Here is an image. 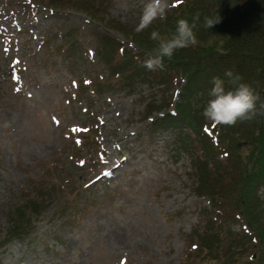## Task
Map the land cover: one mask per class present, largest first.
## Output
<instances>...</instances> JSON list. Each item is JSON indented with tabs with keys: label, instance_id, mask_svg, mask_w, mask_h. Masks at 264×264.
<instances>
[{
	"label": "rangeland",
	"instance_id": "rangeland-1",
	"mask_svg": "<svg viewBox=\"0 0 264 264\" xmlns=\"http://www.w3.org/2000/svg\"><path fill=\"white\" fill-rule=\"evenodd\" d=\"M85 1L97 19L74 0H0V239L20 203L39 187L50 195L35 214V242L5 243L0 264H184L187 240L213 209L181 123L154 124L176 107L184 80L86 86L107 73L100 38L114 34L136 50L119 28L137 30L147 0ZM67 194L79 207L74 220L54 213ZM257 210L264 220V200ZM225 223L243 229L230 213ZM211 249L204 264H218Z\"/></svg>",
	"mask_w": 264,
	"mask_h": 264
},
{
	"label": "trees",
	"instance_id": "trees-1",
	"mask_svg": "<svg viewBox=\"0 0 264 264\" xmlns=\"http://www.w3.org/2000/svg\"><path fill=\"white\" fill-rule=\"evenodd\" d=\"M168 2L166 19L157 18L141 31L119 28L127 41L137 46L136 50L123 46L114 34L100 38L97 51L106 63L107 73L85 85L98 93L105 81L114 79L141 77L167 82L180 75L184 83L176 107L162 112L154 124L162 121L181 123L178 136L184 148L196 146L199 151V185L204 188L201 194H208L213 209L191 241L187 240L185 256L188 258L184 264H201L202 261L204 264L207 248H214L209 251L219 253L218 264H264V220L260 219L257 210L259 202L264 200L258 193L261 185L264 186V114H258L252 120H238L233 125L211 120L206 123L207 118L203 115L212 78L219 76L227 82L225 72L228 70L234 76H240L241 82L254 87L260 95L258 113H264V108H260L264 103V0ZM73 8L87 9L93 18L99 17L85 0H74ZM197 15L200 23L195 46L176 50L171 60L164 59L163 69L148 70L143 66L148 53L157 46V41L151 39L153 31L170 35L175 31L177 20L186 18L191 22ZM217 15L221 18L220 23L211 28L203 26L205 17ZM152 109L161 107L150 108L149 113ZM182 125L193 130L197 138L185 132ZM61 188L66 190L64 184L60 187L54 183L52 187L56 192ZM49 196V191L39 187V191L13 210L12 224L7 235L0 239V247L16 238L29 244L35 242L32 235L35 214ZM78 208L74 195L67 194L59 201L54 213L74 220ZM229 213L241 220L243 229L226 226L225 217Z\"/></svg>",
	"mask_w": 264,
	"mask_h": 264
},
{
	"label": "clouds",
	"instance_id": "clouds-1",
	"mask_svg": "<svg viewBox=\"0 0 264 264\" xmlns=\"http://www.w3.org/2000/svg\"><path fill=\"white\" fill-rule=\"evenodd\" d=\"M168 8V0H147L137 31L148 27L157 18L166 19ZM220 22L221 18L218 15L205 17L203 26L211 28ZM199 23L197 15L191 22L186 18L177 20L175 31L170 35H161L153 31L151 39L157 41V46L148 53L143 66L148 70L163 69L164 59L171 60L176 50L195 46L198 43L196 30ZM225 77L228 78L227 82L219 76L212 78V87L207 93L208 99L203 109V115L207 119L217 124L233 125L238 120H252L258 114H264L258 113L260 95L251 84L241 82V77L234 76L231 70L225 72ZM260 108H264V103L260 104Z\"/></svg>",
	"mask_w": 264,
	"mask_h": 264
},
{
	"label": "snow or ice",
	"instance_id": "snow-or-ice-1",
	"mask_svg": "<svg viewBox=\"0 0 264 264\" xmlns=\"http://www.w3.org/2000/svg\"><path fill=\"white\" fill-rule=\"evenodd\" d=\"M181 2V0H176V3L179 4Z\"/></svg>",
	"mask_w": 264,
	"mask_h": 264
}]
</instances>
